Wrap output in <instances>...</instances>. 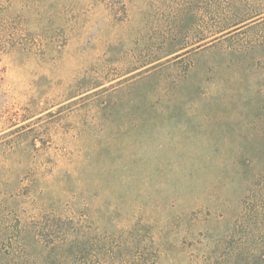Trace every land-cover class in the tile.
<instances>
[{
	"label": "rangeland",
	"instance_id": "1",
	"mask_svg": "<svg viewBox=\"0 0 264 264\" xmlns=\"http://www.w3.org/2000/svg\"><path fill=\"white\" fill-rule=\"evenodd\" d=\"M262 135L264 0H0V264H264Z\"/></svg>",
	"mask_w": 264,
	"mask_h": 264
},
{
	"label": "trees",
	"instance_id": "2",
	"mask_svg": "<svg viewBox=\"0 0 264 264\" xmlns=\"http://www.w3.org/2000/svg\"><path fill=\"white\" fill-rule=\"evenodd\" d=\"M243 139L244 138H241V140H243ZM244 141H251V142H253V144H251V145L249 144L250 149H254V151L256 153V157L260 158L263 155V159H264V135H262L261 137H254L252 139L245 138ZM229 143L232 146V142L229 141ZM234 149L235 148L230 147L227 153L228 154H230V153L235 154ZM245 151H246V149H245ZM243 155H244V153H240V154L237 155V157L235 158L236 164L239 163V164H242L243 166L247 164V165H249V167H251V165H253V164L256 163V160H257L256 157L255 158H252V159H246V158L244 159L243 158ZM250 157H251V155H250ZM262 168L264 169V164H263ZM259 176L264 177V172L263 173H260ZM48 229L51 232L52 231H57V232H60L61 231V232H63V227H60V225L58 223H55V222H53L48 227ZM231 233L235 237L238 236L241 243H243L244 240H245L244 239V236H251V234L246 233V232H231ZM75 239L71 240V244H70L71 246H74L76 244ZM66 240H69L68 237L65 239V241H62V243H65L66 244L68 242ZM51 244H54V245H52V247L57 248L58 247L57 244H59V243H56L55 241H53ZM55 250H57V249H53L51 251H55Z\"/></svg>",
	"mask_w": 264,
	"mask_h": 264
}]
</instances>
